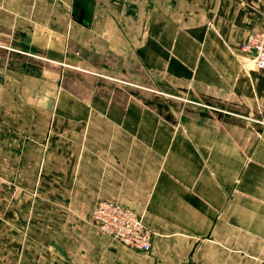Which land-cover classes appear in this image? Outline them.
<instances>
[{"label": "crops", "instance_id": "0c3cea01", "mask_svg": "<svg viewBox=\"0 0 264 264\" xmlns=\"http://www.w3.org/2000/svg\"><path fill=\"white\" fill-rule=\"evenodd\" d=\"M262 30L264 0H0V264H264Z\"/></svg>", "mask_w": 264, "mask_h": 264}, {"label": "built area", "instance_id": "2783aa9c", "mask_svg": "<svg viewBox=\"0 0 264 264\" xmlns=\"http://www.w3.org/2000/svg\"><path fill=\"white\" fill-rule=\"evenodd\" d=\"M241 51L246 55V67L264 70V30L249 33ZM91 221L100 233L132 251L147 253L151 249L153 235L145 226L143 216L118 203H97L92 209Z\"/></svg>", "mask_w": 264, "mask_h": 264}]
</instances>
